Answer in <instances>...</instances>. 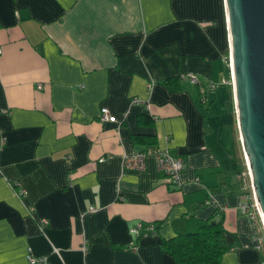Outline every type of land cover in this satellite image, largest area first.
Here are the masks:
<instances>
[{"label":"crops","instance_id":"0c3cea01","mask_svg":"<svg viewBox=\"0 0 264 264\" xmlns=\"http://www.w3.org/2000/svg\"><path fill=\"white\" fill-rule=\"evenodd\" d=\"M0 46V264H34L28 246L51 264H182L164 239L211 215L219 264H258L224 0H0ZM186 70L219 81L205 102ZM155 146L182 157L181 185L152 154L122 170Z\"/></svg>","mask_w":264,"mask_h":264},{"label":"water","instance_id":"95a60500","mask_svg":"<svg viewBox=\"0 0 264 264\" xmlns=\"http://www.w3.org/2000/svg\"><path fill=\"white\" fill-rule=\"evenodd\" d=\"M239 137L264 218V0H224Z\"/></svg>","mask_w":264,"mask_h":264},{"label":"built area","instance_id":"2783aa9c","mask_svg":"<svg viewBox=\"0 0 264 264\" xmlns=\"http://www.w3.org/2000/svg\"><path fill=\"white\" fill-rule=\"evenodd\" d=\"M1 51V46H0ZM229 77L227 79L222 78V81L230 82L231 86L233 84V77H232V69L230 63V53H229ZM179 77L183 79H188L191 82L197 83L201 88V101H205L207 99V91L212 90L216 87L219 81L214 79H207L202 81L198 73L194 70H186L181 71L179 73ZM40 83H38L39 85ZM132 101H139V97L134 96L131 99ZM146 106H148L149 101L147 99L144 100ZM99 118L101 120L104 119H112L113 116L109 112L108 108L105 105H102ZM147 154H152L155 160V165L158 169L164 172V179L167 183H171L173 185H181L182 177L180 171L183 167L184 161L181 156L171 154L167 148L165 147H146L141 149H133L129 151H124L121 156L122 162V170L125 168H142L145 165V157ZM69 154H66L68 157ZM246 161V159H245ZM246 175L248 177V184L251 190V197L250 198H243L238 201V207L246 212L250 217L252 230H251V237L253 241V246L257 249H261L263 251V255L258 261V264H264V218L259 208V205L256 201V198L253 193L251 179H250V171L248 164L246 162ZM195 179H199L198 175H195ZM116 189H119V181H117ZM17 192H23L22 187H17ZM93 206H90V209H93ZM39 227L42 228L43 225L47 223V218L44 216L39 217L38 219ZM141 225V221H137L136 223L130 226V230L134 234L140 233L139 226ZM153 228V225H150ZM26 257L29 261L33 262L34 264H51L48 256L46 254H35L30 249V246L27 247Z\"/></svg>","mask_w":264,"mask_h":264},{"label":"trees","instance_id":"16d2710c","mask_svg":"<svg viewBox=\"0 0 264 264\" xmlns=\"http://www.w3.org/2000/svg\"><path fill=\"white\" fill-rule=\"evenodd\" d=\"M152 229H155V225ZM164 245L182 264H219L221 253L227 247L221 216L211 215L204 218L195 230L174 233L164 239Z\"/></svg>","mask_w":264,"mask_h":264},{"label":"rangeland","instance_id":"374dc122","mask_svg":"<svg viewBox=\"0 0 264 264\" xmlns=\"http://www.w3.org/2000/svg\"><path fill=\"white\" fill-rule=\"evenodd\" d=\"M234 103V102H233Z\"/></svg>","mask_w":264,"mask_h":264}]
</instances>
